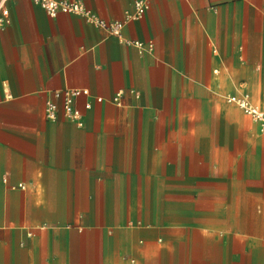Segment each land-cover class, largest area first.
Returning a JSON list of instances; mask_svg holds the SVG:
<instances>
[{
	"label": "crops",
	"instance_id": "crops-1",
	"mask_svg": "<svg viewBox=\"0 0 264 264\" xmlns=\"http://www.w3.org/2000/svg\"><path fill=\"white\" fill-rule=\"evenodd\" d=\"M3 5L0 264H264V135L226 102L264 108V0H150L120 40ZM66 88L81 128L45 117Z\"/></svg>",
	"mask_w": 264,
	"mask_h": 264
},
{
	"label": "built area",
	"instance_id": "built-area-1",
	"mask_svg": "<svg viewBox=\"0 0 264 264\" xmlns=\"http://www.w3.org/2000/svg\"><path fill=\"white\" fill-rule=\"evenodd\" d=\"M35 5L42 8L48 16L55 17L58 14L80 16L84 19L93 22L99 27L105 28L109 37L120 40L122 38V30L126 23L138 21L145 15L150 0H135L133 10L127 13L122 21H110L105 23L98 19L92 12L85 7V0H31ZM0 2V31L7 24L8 13L4 9L3 3ZM132 45L139 55L151 53L153 45L151 43L144 44L134 41L127 42ZM86 90L78 89H63L53 93V99L47 100L45 103V117L50 121H55L59 115L65 120L75 124L78 128L83 125L82 114L76 109L74 102L80 96H87ZM57 101V102H56ZM98 101H100L98 99ZM228 104L237 107L244 115L250 117L257 125L259 133L264 135V108H259L252 105L247 95L241 97L226 98ZM86 109L90 108L89 104L85 105ZM22 188V186H20Z\"/></svg>",
	"mask_w": 264,
	"mask_h": 264
}]
</instances>
